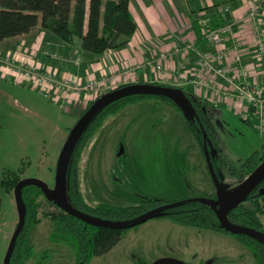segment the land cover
Instances as JSON below:
<instances>
[{
    "label": "rangeland",
    "instance_id": "obj_1",
    "mask_svg": "<svg viewBox=\"0 0 264 264\" xmlns=\"http://www.w3.org/2000/svg\"><path fill=\"white\" fill-rule=\"evenodd\" d=\"M0 54L4 53L0 51ZM1 68L0 264H4L20 222L14 190L7 191L2 184L5 176L16 172L22 179H39L54 189L62 150L78 120L100 96L132 83L124 79L99 94L78 93L84 96L77 99L76 108L73 103L55 102L54 91L46 95L35 89L32 81L19 82L12 71ZM236 104L241 110L237 100ZM240 110L210 103L218 143L217 152L212 153L210 159V153L202 151L184 116L172 103L139 98L110 116L87 143L80 162L84 198L92 206L102 203L134 206L146 199L220 200L223 193L234 190L242 182L237 177L224 182L225 177L230 176V168H241L251 156L264 149V133L244 121ZM39 200L44 201L39 214L42 221L31 228L25 239V250L32 253L26 256L24 264H37L42 260L44 264H75L74 250L67 243L50 239L53 222L45 217V212L54 211L55 207L43 196ZM195 235H191L189 246H184L193 263L172 258L197 264L198 237ZM129 248L124 242L123 246L95 256L91 264H152L158 256V250L143 252L142 244Z\"/></svg>",
    "mask_w": 264,
    "mask_h": 264
},
{
    "label": "trees",
    "instance_id": "obj_2",
    "mask_svg": "<svg viewBox=\"0 0 264 264\" xmlns=\"http://www.w3.org/2000/svg\"><path fill=\"white\" fill-rule=\"evenodd\" d=\"M129 6L130 0H0V42L26 35L40 27L74 48L101 55L108 49L126 43L135 33L137 24ZM211 24L215 26L212 21ZM198 27L200 30L199 25ZM123 36L126 39L121 41ZM201 37L203 38L202 35ZM183 92L192 104L190 110L182 107L175 99L160 94L130 95L102 108L73 150L66 174L67 193L62 202L57 197H47L35 185H24L22 196L27 222L11 264H24L26 256L32 253H27L24 246L31 228L42 221L39 214L44 201L39 200L40 196L55 207L54 211L45 212V217L53 222L50 239L53 242L67 243L75 252V264H91L95 256L111 251L121 241L124 231L132 228L129 225L166 205L169 206L155 212L150 219L167 218L201 230H213L235 236L251 248L258 264H264V244L249 236L225 230L214 206L199 200V197L172 202L146 199L134 206L104 203L92 206L82 194L80 162L87 143L110 116L134 104L139 98H157L172 103L184 116L202 151L205 154L210 153V159L212 153L216 154L218 143L212 123L213 115L209 112L210 104L195 98L187 91ZM215 157L217 159L216 155ZM263 161L264 149L251 156L241 168L232 166L229 175L243 181ZM21 180L19 173H8L2 184L7 191H12ZM215 182L218 183L217 180ZM246 203L252 206L249 207ZM229 220L236 225L264 231V178L245 202L231 212ZM37 264L44 262L42 260Z\"/></svg>",
    "mask_w": 264,
    "mask_h": 264
},
{
    "label": "crops",
    "instance_id": "obj_3",
    "mask_svg": "<svg viewBox=\"0 0 264 264\" xmlns=\"http://www.w3.org/2000/svg\"><path fill=\"white\" fill-rule=\"evenodd\" d=\"M255 1L130 0L129 9L137 24L135 33L126 43L101 55L74 48L40 27L26 35L1 41L0 51L16 62H30L43 71L52 70L59 79L70 77L86 83L93 78L116 76L119 83L126 79L132 84L158 83L179 88L212 104L218 96L212 88L208 89L202 84L208 80L223 85V81L200 69L198 51L213 48L201 37L197 28L199 21L208 18L217 27L234 22V30L228 34L227 43L231 51L223 67L230 74L236 73L234 58L241 53L244 62L256 69L258 33L248 18L249 9ZM259 18L260 27L264 30V8ZM125 39L123 36L120 40ZM187 44H192L193 49H186ZM176 49L180 51L176 52ZM168 52L174 54L163 62V73L146 65L149 60ZM259 79L264 84V74ZM82 96L84 94H71L70 103L76 107L77 99ZM221 105L228 110H240L235 99L222 98L218 106ZM230 178L233 180L235 177L227 176L224 182L227 183ZM194 230L199 231L195 233ZM191 235L198 237L197 264H231L232 260L234 264H247V260L250 264H258L251 248L237 237L186 226L167 218L150 219L127 231L112 250L123 246L124 242H127L128 248L142 244L143 252L158 250V256L152 261L161 257H177L191 262L188 248H184L189 246ZM240 256L242 258L238 263L236 260Z\"/></svg>",
    "mask_w": 264,
    "mask_h": 264
},
{
    "label": "built area",
    "instance_id": "obj_4",
    "mask_svg": "<svg viewBox=\"0 0 264 264\" xmlns=\"http://www.w3.org/2000/svg\"><path fill=\"white\" fill-rule=\"evenodd\" d=\"M264 8V0H256L249 9L248 18L257 31V42L255 52L258 57L257 68L244 62L241 53L236 54V73L230 74L223 67V62L230 55L228 34L234 30V22H228L222 26L215 27L210 19L201 18L199 21L200 32L208 41L213 50L198 51L200 69L207 74L220 78L223 85L211 81H204L203 86L213 89L217 94L214 105L218 106L220 99L231 98L237 100L241 105V118L254 126L259 132L264 133V84L259 77L264 74V30L260 27V12ZM186 49H193L192 44H187ZM180 51L176 49V52ZM174 53H162L158 57L149 60L146 64L159 73L164 72L163 62ZM1 69L9 70L18 77L19 82L32 81L34 88L48 95L54 91L55 102L64 101L70 103V95L73 93H97L115 86L118 83L116 76H103L93 78L82 83L75 78L63 77L59 79L52 70L43 71L40 67L28 62H16L10 57L0 54ZM16 82V81H15ZM61 92V94L59 93Z\"/></svg>",
    "mask_w": 264,
    "mask_h": 264
},
{
    "label": "water",
    "instance_id": "obj_5",
    "mask_svg": "<svg viewBox=\"0 0 264 264\" xmlns=\"http://www.w3.org/2000/svg\"><path fill=\"white\" fill-rule=\"evenodd\" d=\"M135 94L166 95L171 97L172 99H175L178 103H180L182 107L186 109L190 110L192 107L189 98L183 92V90L179 88H175L163 84H155V83L140 82V83L128 84L119 87L113 91H110L108 93H105L104 95L96 99L92 103V105L87 109V111L81 116V118L78 120V122L73 127V129L71 130L68 136V139L62 150L58 162L56 187L52 189L43 181L35 178H24L16 186L14 193L17 201V208L20 216V222L10 242L4 264H11L12 257L18 245L20 235L23 232L27 222V214L22 196V187L26 184L35 185L39 187L47 197L50 198L57 197L58 200L62 202L63 197L67 193L66 174L68 170V164L71 155L73 153V150L77 142L81 138L82 134L85 132V130L91 124L97 113L102 108L119 99ZM263 178H264V161L261 162V164L234 190L223 193L221 195L220 200H213V199H207L201 197H199L198 199L208 202L214 206L218 219L225 230L233 234L249 236L257 240L258 242L264 244V231L248 228L241 225H236L229 220V215L231 214V212L245 202V200L249 197V195L258 187V185L260 184ZM219 202L221 204H219ZM218 205L220 207H218ZM167 206L169 205H166L162 208H165ZM160 209H157L145 215L143 218H141L140 220L129 226L133 228L147 222L148 220H150V217H152L155 214V212H157ZM152 264H190V263L172 257H163L154 261Z\"/></svg>",
    "mask_w": 264,
    "mask_h": 264
}]
</instances>
